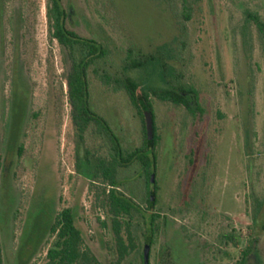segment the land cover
I'll use <instances>...</instances> for the list:
<instances>
[{
    "label": "rangeland",
    "instance_id": "obj_1",
    "mask_svg": "<svg viewBox=\"0 0 264 264\" xmlns=\"http://www.w3.org/2000/svg\"><path fill=\"white\" fill-rule=\"evenodd\" d=\"M61 1L67 28L107 51L89 72V103L123 151L142 147V123L125 93L98 77L129 78L152 105L151 210L140 167L119 172V191L159 215L147 264H239L248 247L246 264H264V36L248 17L264 21V0H187L188 21L183 0ZM46 12V0H0L3 264H45L49 228L64 209L99 264H142L141 223L136 249L118 261L101 186L91 184L109 145L71 125L68 60L50 38ZM149 55L152 65L126 68L128 57ZM162 57L173 79H160ZM178 82L196 92L192 112L152 96Z\"/></svg>",
    "mask_w": 264,
    "mask_h": 264
},
{
    "label": "trees",
    "instance_id": "obj_2",
    "mask_svg": "<svg viewBox=\"0 0 264 264\" xmlns=\"http://www.w3.org/2000/svg\"><path fill=\"white\" fill-rule=\"evenodd\" d=\"M46 1L50 38L59 44L68 60V70L64 75V80L71 125L80 137L92 130V135L104 138L109 145L106 154L97 159L96 172L91 184L99 183L101 186L103 204L110 219L113 241L120 262L136 249V231L140 228V223L145 227V241L150 238V244L153 241V236L160 230L159 215L153 213L147 215L132 198L119 191L122 186L119 172L138 165L140 167L139 175L143 179L145 189H149L150 186L152 188V191L147 195L149 199L146 200L148 209L151 210L154 206L156 186H154V181H150V178L153 176L154 180L155 155L153 149L156 137L153 129L151 138L147 139L143 123V109L151 113L153 121L152 105L147 93L143 92L137 96L139 87L129 78L116 79L105 74L98 77L100 82L104 86L110 87L112 91L125 93L142 123L144 136L142 147L130 152L123 151L118 138L113 134L107 122L91 111L89 103V72L99 60L106 57L107 51L95 40L80 37L67 28V14L61 0ZM181 15L185 21L191 17V9L187 0H183ZM248 17L258 33L264 36V21L255 15ZM165 48L163 46L159 50L165 51ZM154 58L151 55L142 56L138 60L128 57L125 66L127 69H144L152 65ZM161 60L160 65L157 66V69L162 70L160 79H165L166 75L173 79V68L165 63L163 57ZM152 96L158 101L177 107L182 106L189 112H192V106L197 108L195 90L183 83L178 82L165 91H152ZM262 229L264 231V225ZM49 235L54 241L46 252L45 264H99L84 245L80 232L74 225V216L70 209H64L56 215L49 228ZM228 240L235 244L231 235ZM252 249L253 247H248L242 252L243 258L239 264H246ZM0 264H3L1 244ZM142 264L147 263H144L142 259Z\"/></svg>",
    "mask_w": 264,
    "mask_h": 264
},
{
    "label": "water",
    "instance_id": "obj_3",
    "mask_svg": "<svg viewBox=\"0 0 264 264\" xmlns=\"http://www.w3.org/2000/svg\"><path fill=\"white\" fill-rule=\"evenodd\" d=\"M143 118H144V126L147 134V139H150L153 132L152 115L148 110L143 109ZM150 181L153 182V176H151ZM149 248H150V238H147L144 244V250L142 255V259L144 263H147Z\"/></svg>",
    "mask_w": 264,
    "mask_h": 264
}]
</instances>
